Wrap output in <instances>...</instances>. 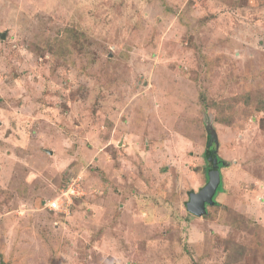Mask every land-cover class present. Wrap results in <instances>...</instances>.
I'll use <instances>...</instances> for the list:
<instances>
[{"label":"rangeland","instance_id":"1","mask_svg":"<svg viewBox=\"0 0 264 264\" xmlns=\"http://www.w3.org/2000/svg\"><path fill=\"white\" fill-rule=\"evenodd\" d=\"M7 263L264 264V0H0Z\"/></svg>","mask_w":264,"mask_h":264},{"label":"water","instance_id":"2","mask_svg":"<svg viewBox=\"0 0 264 264\" xmlns=\"http://www.w3.org/2000/svg\"><path fill=\"white\" fill-rule=\"evenodd\" d=\"M209 131L212 133V145L215 144L216 147L213 149L212 156L210 157L212 168L208 172V181L198 192H191L189 201H187L188 211L196 216L205 215L208 212V206L216 203L215 196L222 181L218 158V134L214 129H210Z\"/></svg>","mask_w":264,"mask_h":264},{"label":"built area","instance_id":"3","mask_svg":"<svg viewBox=\"0 0 264 264\" xmlns=\"http://www.w3.org/2000/svg\"><path fill=\"white\" fill-rule=\"evenodd\" d=\"M69 184V183H68ZM68 186V185H67ZM82 187L81 186H75L74 184L69 185L64 191L63 195L67 196L65 201V209L67 210L70 204L73 203L74 199L82 196ZM62 202L57 200H51L47 202L46 206L49 207L52 210H60L61 209Z\"/></svg>","mask_w":264,"mask_h":264},{"label":"trees","instance_id":"4","mask_svg":"<svg viewBox=\"0 0 264 264\" xmlns=\"http://www.w3.org/2000/svg\"><path fill=\"white\" fill-rule=\"evenodd\" d=\"M67 28H65L62 32H61V36H67L66 34H67ZM223 113V112H222ZM211 147H213L212 148V151H213V149H215V147H216V145L215 144H213ZM220 166H222V164L220 165ZM210 168H212V166L210 165ZM221 189H222V186L220 185L219 186V189H218V192H220L221 191ZM217 192V193H218ZM215 205H218V202L216 201V203H215ZM207 214V213H206ZM205 214V215H206ZM238 218H239V216H235V217H233V221H238ZM243 247V250H246V248L244 247V246H242ZM236 255H238V252L237 253H235ZM7 264H9V263H7Z\"/></svg>","mask_w":264,"mask_h":264},{"label":"clouds","instance_id":"5","mask_svg":"<svg viewBox=\"0 0 264 264\" xmlns=\"http://www.w3.org/2000/svg\"><path fill=\"white\" fill-rule=\"evenodd\" d=\"M215 200H216V197H215ZM215 205V204H214ZM208 209V208H207Z\"/></svg>","mask_w":264,"mask_h":264}]
</instances>
